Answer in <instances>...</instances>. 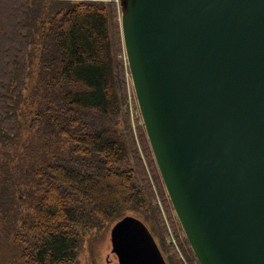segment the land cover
<instances>
[{
  "label": "trees",
  "instance_id": "trees-1",
  "mask_svg": "<svg viewBox=\"0 0 264 264\" xmlns=\"http://www.w3.org/2000/svg\"><path fill=\"white\" fill-rule=\"evenodd\" d=\"M125 57L120 0H0V238L22 244L16 263L80 264L131 215L168 264H199L131 122Z\"/></svg>",
  "mask_w": 264,
  "mask_h": 264
},
{
  "label": "water",
  "instance_id": "water-1",
  "mask_svg": "<svg viewBox=\"0 0 264 264\" xmlns=\"http://www.w3.org/2000/svg\"><path fill=\"white\" fill-rule=\"evenodd\" d=\"M126 59L167 196L199 264H264V0H120ZM118 264H168L135 216Z\"/></svg>",
  "mask_w": 264,
  "mask_h": 264
},
{
  "label": "rangeland",
  "instance_id": "rangeland-1",
  "mask_svg": "<svg viewBox=\"0 0 264 264\" xmlns=\"http://www.w3.org/2000/svg\"><path fill=\"white\" fill-rule=\"evenodd\" d=\"M128 83H129V92H130L129 93L130 105H129V109L128 110H129V113H130L131 122H132L133 126L143 125V120H142V117H141L139 106L137 104V99H136V95H135V92H134V88H133V84H132V79L131 78H130V81H128ZM143 127H144V125H143ZM158 205H159V199H158ZM161 205H163V203H161ZM159 207L161 208L162 211H164L163 206L161 207L159 205ZM165 215L167 216V213ZM174 216L176 217L175 212H174ZM170 229H171V233L176 238V241H177V243L179 245V241H178V239L176 237V234H175V231H174L173 227H170ZM178 230H179V237H180L179 240H182V242H183L185 240V234H184V232L183 233L180 232V228L179 227H178ZM110 231L108 232L107 237L105 239L100 240L96 244V247L94 248L93 254L90 251V246H91L90 242H87L85 244L84 249L80 252V264H118V258L112 252V243H111V240H110ZM0 239H3L1 244L3 245V248H4L5 257L9 261H14L15 264H18V263H16V261L20 262L21 259H22V244L21 243L20 244L19 243H14V245L11 244L9 242V240H8V239H11L9 231L5 234L4 237H2ZM170 239H172L171 236H169V238H168V244L169 245H171L170 244ZM12 247H14V248H12ZM13 249H15V251H13ZM179 250L181 252V255L179 254V256L183 260L185 259V260L188 261L187 257L185 256L184 251H182V247H180ZM174 251H176L175 248H174ZM182 253H183L184 257L182 255ZM2 264H5V262L2 263Z\"/></svg>",
  "mask_w": 264,
  "mask_h": 264
},
{
  "label": "built area",
  "instance_id": "built-area-1",
  "mask_svg": "<svg viewBox=\"0 0 264 264\" xmlns=\"http://www.w3.org/2000/svg\"><path fill=\"white\" fill-rule=\"evenodd\" d=\"M159 205L162 207L160 200H159ZM168 230H169L170 236L172 238V239H170V244L175 248L176 252L181 255V252L179 250L180 247H179V245H178V243L176 241V238L171 233V229H170L169 225H168Z\"/></svg>",
  "mask_w": 264,
  "mask_h": 264
},
{
  "label": "bare ground",
  "instance_id": "bare-ground-1",
  "mask_svg": "<svg viewBox=\"0 0 264 264\" xmlns=\"http://www.w3.org/2000/svg\"><path fill=\"white\" fill-rule=\"evenodd\" d=\"M72 84V83H71ZM73 86V85H72ZM70 88V87H69ZM73 88V87H72ZM73 90V89H72ZM161 178V177H160Z\"/></svg>",
  "mask_w": 264,
  "mask_h": 264
}]
</instances>
